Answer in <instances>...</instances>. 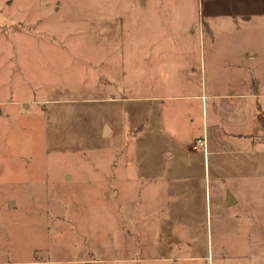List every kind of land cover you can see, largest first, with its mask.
I'll use <instances>...</instances> for the list:
<instances>
[{"label":"rangeland","instance_id":"1","mask_svg":"<svg viewBox=\"0 0 264 264\" xmlns=\"http://www.w3.org/2000/svg\"><path fill=\"white\" fill-rule=\"evenodd\" d=\"M141 1L0 0V264H264V141L192 0Z\"/></svg>","mask_w":264,"mask_h":264},{"label":"crops","instance_id":"2","mask_svg":"<svg viewBox=\"0 0 264 264\" xmlns=\"http://www.w3.org/2000/svg\"><path fill=\"white\" fill-rule=\"evenodd\" d=\"M192 2L198 12L191 18L190 33L206 38L211 50L210 63L200 66L201 86L207 98L223 100L222 108L240 117L236 128L230 122L228 138L254 149L264 141V124L259 121L260 114L264 117V0ZM189 69L196 76V64ZM228 191L233 195L229 189L225 197Z\"/></svg>","mask_w":264,"mask_h":264},{"label":"water","instance_id":"3","mask_svg":"<svg viewBox=\"0 0 264 264\" xmlns=\"http://www.w3.org/2000/svg\"><path fill=\"white\" fill-rule=\"evenodd\" d=\"M225 199L228 205H233L237 202V199H235L234 196L229 191L226 193Z\"/></svg>","mask_w":264,"mask_h":264},{"label":"trees","instance_id":"4","mask_svg":"<svg viewBox=\"0 0 264 264\" xmlns=\"http://www.w3.org/2000/svg\"><path fill=\"white\" fill-rule=\"evenodd\" d=\"M259 121L264 124V117L261 114L259 115Z\"/></svg>","mask_w":264,"mask_h":264}]
</instances>
